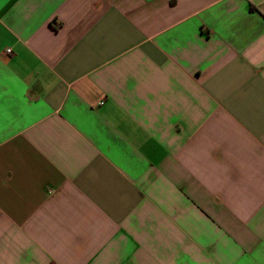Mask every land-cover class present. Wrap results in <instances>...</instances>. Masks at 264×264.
<instances>
[{
  "label": "crops",
  "instance_id": "obj_1",
  "mask_svg": "<svg viewBox=\"0 0 264 264\" xmlns=\"http://www.w3.org/2000/svg\"><path fill=\"white\" fill-rule=\"evenodd\" d=\"M0 264H264V0H0Z\"/></svg>",
  "mask_w": 264,
  "mask_h": 264
},
{
  "label": "built area",
  "instance_id": "obj_2",
  "mask_svg": "<svg viewBox=\"0 0 264 264\" xmlns=\"http://www.w3.org/2000/svg\"><path fill=\"white\" fill-rule=\"evenodd\" d=\"M11 52V49H7V53H10Z\"/></svg>",
  "mask_w": 264,
  "mask_h": 264
}]
</instances>
